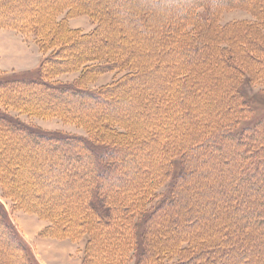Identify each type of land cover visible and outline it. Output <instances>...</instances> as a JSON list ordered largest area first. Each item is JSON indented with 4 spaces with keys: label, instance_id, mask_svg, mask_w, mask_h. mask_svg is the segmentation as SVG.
<instances>
[{
    "label": "rangeland",
    "instance_id": "obj_1",
    "mask_svg": "<svg viewBox=\"0 0 264 264\" xmlns=\"http://www.w3.org/2000/svg\"><path fill=\"white\" fill-rule=\"evenodd\" d=\"M14 77L77 83L102 99L43 100ZM2 80L0 111L13 122L107 145L117 175L92 178L86 157L67 161L0 122V210L23 240L12 247L1 220L0 264H136V248L141 264H174L193 241L243 244L256 264L264 215L243 207V191L260 198L264 153L252 163L241 147L221 157L240 140L217 133L264 118V0H0ZM145 179L153 195L135 218L151 236L119 238L133 229L125 208ZM66 207L76 226L58 236L49 213ZM206 256L183 264H216Z\"/></svg>",
    "mask_w": 264,
    "mask_h": 264
},
{
    "label": "trees",
    "instance_id": "obj_2",
    "mask_svg": "<svg viewBox=\"0 0 264 264\" xmlns=\"http://www.w3.org/2000/svg\"><path fill=\"white\" fill-rule=\"evenodd\" d=\"M5 25H8L12 28L16 29H24L25 25L27 26L26 22H15L11 20L5 21ZM22 26H20V25ZM24 27V28H23ZM33 76H39L40 71L36 70L32 72ZM16 83H25L24 85H27L28 87H33L34 91H32V94H36V89L35 87L37 86V89L40 91L39 94H36V96H39L40 99L43 100H48L52 101L53 98L56 99H61L63 101L68 100H73V99H79L80 101L87 102L90 100H101L102 98L99 97V94L95 91H90L88 89H83L78 86L77 83H66V84H53L45 80H39L37 78L31 79V78H23V77H14L12 79ZM6 84L5 80L0 81V84ZM28 95V94H27ZM184 97V96H183ZM26 98V97H25ZM27 99V98H26ZM27 105V104H25ZM24 106V105H22ZM250 110H253L252 106L249 105L248 107ZM243 118H239V123L237 128H233L231 131H226L223 129L222 133H217V134H229L230 139L234 140H240L237 143V146L231 147L230 143H226V147L223 149L219 150L220 156H224L227 154V152H232V149H239V147L242 148V152L246 151V149H250L249 154H245V159L248 160L249 162H255V160H259V155L260 153H264V144H258L254 142V135H256L258 132H260V138H264V118L262 120H259L256 124H251L246 125L245 127H241ZM0 122L8 125V129L11 131H14L15 133H18L21 137L25 138L28 142H30L34 147L41 145L43 147L50 146L53 147L52 152H57L59 155H63L64 158L67 161H72L75 159L77 162L78 160L84 161V159H88L89 162L91 161L92 165V178H97L98 173L101 174L103 177L101 182H105L107 178H111L112 173L114 172L115 175H117V172L114 171L113 168H111V160L106 159V153L108 152V147L107 145L104 144H98L94 141H84L82 138L79 137H70L66 136L63 134H58L55 132H47V131H35L32 129H28L19 123L13 122L12 117L8 116L5 112L0 111ZM217 130V129H216ZM214 135V134H213ZM216 138V134L213 136ZM259 138V139H260ZM208 139L211 142V138L208 137ZM225 142H227L226 139L223 138ZM212 143V142H211ZM256 144V146L254 145ZM31 145V146H32ZM203 145V144H201ZM70 148H69V147ZM174 146V145H173ZM199 146V145H197ZM72 147V148H71ZM74 147V148H73ZM168 148V147H167ZM188 148V147H187ZM194 149L197 148L196 146L193 147ZM258 148V150L256 149ZM193 150V149H190ZM73 151V152H72ZM167 156V155H166ZM165 156V158H167ZM86 157V158H85ZM244 157V156H243ZM106 159L104 161V159ZM264 159V158H263ZM233 163V162H232ZM250 163V164H251ZM230 164V163H227ZM245 168V167H244ZM256 170V166L254 167ZM97 174V175H96ZM235 175V174H233ZM264 176V173L262 172L261 177ZM98 178H101L98 176ZM125 183V182H124ZM128 181L126 182V184ZM154 186V181L153 179L147 180L145 179V182L142 183V185L134 192L133 195V202L130 203V205L127 204L125 208V212L128 215L125 219L127 220V224L131 226L130 232L127 233H121L118 234V237H124L127 239L128 237H132L134 239L135 233L136 235H141L139 232L140 230L143 229V239L146 240L149 235L151 236L150 232L152 229L150 226L148 227V224L143 223L144 221L142 219H136L135 213L139 214L143 211L145 208V203L147 202V199L153 195L152 188ZM261 189V194L259 195L262 200H255L256 198L253 197V195H249L247 191H243L244 195L246 194V197L249 198V200L245 199V202L243 203V207H246L250 212H257L259 209V212L261 215H264V207H261V205H264V188H258ZM238 190V189H237ZM119 193V192H118ZM248 194V195H247ZM125 195V193H124ZM255 198V199H254ZM259 201V206L255 205V202ZM1 211V210H0ZM70 209L69 207H66L63 209L61 212V216L59 214H54L53 210L50 211V216L53 215V221L52 225L49 228L55 235H64L70 236V231L72 230V227L76 226L75 221H71L72 218L70 216ZM40 213V212H39ZM43 212L41 211V214ZM52 213V214H51ZM149 215L155 214V210L152 209L148 213ZM89 215V213H88ZM93 217V216H91ZM2 220V223L5 225L4 227L2 226V230L4 234H6L8 241H10V245L13 247H21L23 240L21 239V235L14 231L12 228L15 226L13 221L8 215V212L3 210L0 212V222ZM178 222V219L176 220ZM74 224V225H73ZM170 224V223H169ZM82 225V223L80 224ZM83 226V225H82ZM8 231V233L6 231ZM52 234V232H51ZM156 234V233H154ZM152 234V238L149 240L151 244H153V251L151 250L150 252H155V255H160L161 254V247L160 244H158L159 239L157 238L158 236H155ZM162 235V234H161ZM149 236V238H150ZM140 239V238H139ZM224 239V238H223ZM229 240V239H228ZM223 243L225 244L224 240ZM205 242H191L188 243L181 248L184 251H187L188 253L191 254L190 258H183V257H178V260L175 261L174 264H183L187 263L189 260H193L198 258L201 255H208L206 256V259L209 262H215L216 264H248V259L246 256L247 249L244 248L243 244H237L235 246L232 245H224V247L221 246V243H218L216 245H213L209 247L208 249L204 246ZM148 246V245H147ZM239 246V247H238ZM145 250V249H144ZM144 250L141 248H136V264H141L142 263V258L141 254L144 253ZM186 252V253H187ZM264 258V249H261V253L259 254ZM259 257V259H256V264H264V260L262 257ZM223 258V260H221ZM224 258H228L229 261L225 262L226 260ZM262 259V260H261ZM87 261L90 263L92 262L91 255L88 258ZM238 262V263H237ZM40 263V262H39ZM39 263H34V261L30 258V264H39Z\"/></svg>",
    "mask_w": 264,
    "mask_h": 264
},
{
    "label": "crops",
    "instance_id": "obj_3",
    "mask_svg": "<svg viewBox=\"0 0 264 264\" xmlns=\"http://www.w3.org/2000/svg\"><path fill=\"white\" fill-rule=\"evenodd\" d=\"M10 29H4V30H2L1 32L2 33H5L6 32V34H8V33H10V34H12L13 36H15L16 38H18L19 36H18V34H16L15 32H12V31H9ZM19 39H20V37H19ZM21 40V39H20ZM22 42V41H21ZM22 44H23V42H22ZM28 51V50H27ZM23 52V51H22ZM23 54H24V52H23Z\"/></svg>",
    "mask_w": 264,
    "mask_h": 264
}]
</instances>
